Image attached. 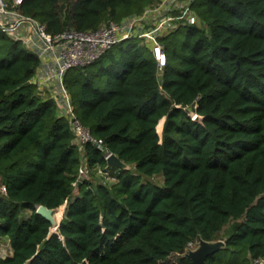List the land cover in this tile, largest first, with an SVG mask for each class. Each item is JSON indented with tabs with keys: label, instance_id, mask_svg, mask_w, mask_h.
I'll list each match as a JSON object with an SVG mask.
<instances>
[{
	"label": "trees",
	"instance_id": "1",
	"mask_svg": "<svg viewBox=\"0 0 264 264\" xmlns=\"http://www.w3.org/2000/svg\"><path fill=\"white\" fill-rule=\"evenodd\" d=\"M156 1L22 0L19 9L59 32L95 29ZM192 7L199 22L160 38V77L139 38L65 73L83 124L131 165L112 166L115 183L94 177L77 188L74 132L33 81L40 58L0 28V247L11 246L0 264H162L173 253L171 264H193L185 252L199 238H226L207 264L264 257V0ZM85 154L106 164L92 142ZM38 204L55 209L57 227Z\"/></svg>",
	"mask_w": 264,
	"mask_h": 264
},
{
	"label": "built area",
	"instance_id": "2",
	"mask_svg": "<svg viewBox=\"0 0 264 264\" xmlns=\"http://www.w3.org/2000/svg\"><path fill=\"white\" fill-rule=\"evenodd\" d=\"M194 1L158 0L145 6L141 12L130 13L121 20H108L95 29L68 27L51 32L45 23L19 9L22 0H0V28L15 39L22 40L39 56L40 63L33 81L41 93L50 92L48 96L54 97L60 114L67 117L74 132L81 157L78 174L73 182L75 187L94 177L104 184L115 183L118 171L112 170V166L107 163L112 151L104 145L103 138L94 136L78 117L64 80L65 73L72 67L90 64L122 41L139 38L150 44L160 77L167 62V53L160 38L180 24L199 22L200 17L192 7ZM195 114L193 112L192 116ZM88 142L103 150L106 164H88L85 154ZM0 191L6 193L5 185L0 186ZM196 244L190 242L187 249ZM252 264H264V257L255 258Z\"/></svg>",
	"mask_w": 264,
	"mask_h": 264
},
{
	"label": "water",
	"instance_id": "3",
	"mask_svg": "<svg viewBox=\"0 0 264 264\" xmlns=\"http://www.w3.org/2000/svg\"><path fill=\"white\" fill-rule=\"evenodd\" d=\"M193 118L197 121L202 120V115L195 114ZM107 163L111 166H116L122 169H130L131 165L121 159L118 154L112 152L107 157ZM36 212L46 217L49 221H51L53 228L58 225V218L55 214V209L48 207L45 204H38L36 208ZM226 243V238H218L215 240H206L203 238H199L197 244L194 247H190L185 252V256L190 258L193 264H207L208 255L218 251L222 248Z\"/></svg>",
	"mask_w": 264,
	"mask_h": 264
},
{
	"label": "rangeland",
	"instance_id": "4",
	"mask_svg": "<svg viewBox=\"0 0 264 264\" xmlns=\"http://www.w3.org/2000/svg\"><path fill=\"white\" fill-rule=\"evenodd\" d=\"M45 90V89H44ZM42 94L44 95V96H48V95H50V92L49 91H42ZM111 169L113 170V169H115L114 167H111ZM151 179L153 180V181H157V182H162V180H163V178H162V176L161 175H155V176H152L151 177ZM77 188V187H76ZM75 188V193L77 192V189ZM67 205V203L65 202L64 204H63V206L61 207V209H62V213H61V215H63V213H64V210H65V206ZM60 215V216H61ZM6 244V245H5ZM10 245V242L9 241H3L2 242V244H1V247H0V255H3V256H5V255H7V254H10L11 253V246H9ZM9 249V250H8ZM176 257H177V253H173V254H171V256L169 257V259L167 260V261H164L162 264H171L175 259H176Z\"/></svg>",
	"mask_w": 264,
	"mask_h": 264
},
{
	"label": "bare ground",
	"instance_id": "5",
	"mask_svg": "<svg viewBox=\"0 0 264 264\" xmlns=\"http://www.w3.org/2000/svg\"><path fill=\"white\" fill-rule=\"evenodd\" d=\"M7 236V235H6ZM5 241V240H4ZM6 245V244H5ZM10 246V245H9ZM9 250V249H8Z\"/></svg>",
	"mask_w": 264,
	"mask_h": 264
}]
</instances>
